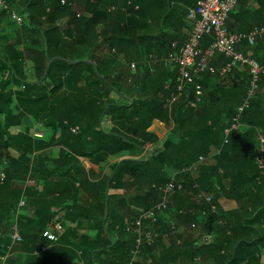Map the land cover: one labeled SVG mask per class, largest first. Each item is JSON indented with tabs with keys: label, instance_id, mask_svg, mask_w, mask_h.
Listing matches in <instances>:
<instances>
[{
	"label": "trees",
	"instance_id": "trees-1",
	"mask_svg": "<svg viewBox=\"0 0 264 264\" xmlns=\"http://www.w3.org/2000/svg\"><path fill=\"white\" fill-rule=\"evenodd\" d=\"M7 1L13 11L26 18L22 35L27 33V42L6 36L8 44L0 50V166L4 175L0 174V232L4 226L8 228L0 237V257L8 256L6 264H129L138 236L128 229L162 200L161 188L174 175L183 188L169 195L167 212H174L177 221L162 224L161 215L157 224L145 223L149 230L142 236L135 264H176L179 257L183 264H204L208 254L223 251L226 264H261L264 223L258 229L256 221L243 224V238L233 246L237 241L232 242L229 234H236V228L229 222L221 224L223 217L213 212L212 206L217 209V204L211 188L230 177L234 190L239 182L249 185L248 195L264 189V172L256 161L261 135L264 137V75L257 95L239 118V127L232 129L248 93V68L225 77L205 74L193 79L170 108L164 104L178 94L177 68L164 79L155 71L131 79L132 64L142 62L135 59L142 57L141 46L133 43L141 19L147 17L146 8L168 5L167 0H66L64 5L61 0H27L20 9L17 0ZM198 1L189 4L185 0L187 12ZM0 13L12 20L9 12ZM14 23L12 20L8 25ZM212 41L206 36L203 47ZM26 54L34 58L36 83L22 72ZM220 58L221 63L227 61ZM257 61L264 66V60ZM150 89L154 95L144 96ZM14 103L17 114L11 109ZM25 117L41 122L52 133L60 130L62 138L69 134L66 143L72 153L94 159L91 162L100 173L101 163L109 156L120 158L110 175L94 180L91 173L87 178L86 190L92 195L89 206L77 204L73 197L52 199L38 208L33 219L20 216L13 222L23 198L16 184L25 182L33 170L31 138L23 135L29 141H25V154L14 157L10 152L13 135ZM106 117L114 124L111 129L104 126ZM156 118L171 125L168 137L162 148L139 157L145 146L156 140L147 131ZM226 130H230L229 135ZM193 164L194 170H185ZM70 187L75 194L80 190ZM207 196L211 203L205 200ZM59 209L65 212L63 221L85 218L86 228L96 231L95 236L79 235L82 223L78 222L56 242L44 237L46 230L61 221L57 220ZM255 217H264V208H259ZM15 223L22 237L17 243L12 240ZM219 223L222 227L214 228ZM177 231L181 233L175 235ZM189 232L214 233L215 238L207 243L200 237L193 246L183 243L185 252H178L177 241ZM156 248H161L158 258L153 253ZM17 251L20 258L12 260Z\"/></svg>",
	"mask_w": 264,
	"mask_h": 264
},
{
	"label": "crops",
	"instance_id": "crops-1",
	"mask_svg": "<svg viewBox=\"0 0 264 264\" xmlns=\"http://www.w3.org/2000/svg\"><path fill=\"white\" fill-rule=\"evenodd\" d=\"M167 1L168 5H163L162 3L157 6L158 4H153L146 8L144 14L147 17L141 19V24L137 29L133 43V45L139 44L141 46L140 54L142 57H135V59L142 60V62L132 64L131 79L136 76L141 79L151 71H155L156 74L164 79L176 69V66L168 60L170 44L176 42L181 47L185 44L191 31V24L186 16L189 7L188 4L186 5L185 0ZM186 1H188L189 4L194 3V0ZM16 3L19 5L20 9L26 6L27 0H17ZM16 5L15 8L17 10ZM171 10L173 11L171 16L167 15ZM232 12L234 15H231L228 22L229 31L243 32L245 29L244 32H246V29L252 30L256 27L264 26V0H241ZM11 21L12 20L7 14L0 13V50H3L5 45L8 44L9 40H7L6 36L13 41L22 39L23 42H27V33L22 35L23 24L18 25L14 23L8 25ZM25 22L26 18H24V24ZM238 49L257 60H264V41L255 44L245 43L240 45ZM120 56L121 59H123V53H121ZM33 59L31 54H26L25 67L22 72L27 77L28 81L36 83L37 74ZM154 65H156V68L153 67ZM238 72H242V69H239ZM120 87L122 86L120 85ZM262 91L264 92V86ZM153 92L154 89H150L144 93V96L151 97L154 95ZM128 98L130 97L128 96ZM161 99L163 101L165 100L162 97ZM11 109L14 114H17L19 111L16 103L11 106ZM113 125L110 118L106 117L104 119V126L106 128L111 129ZM170 130L171 125L167 122L157 118L153 119L147 131L152 132L156 140L153 143H148L139 157L144 158V155L149 153L150 150L162 148ZM23 135L32 139L30 146L34 150L31 155L33 170L25 182L16 184L17 188L23 191V198H21L17 211L14 213L13 222H16L17 218L20 216L33 219L38 208L44 206L47 202L49 203L52 199L56 200L62 198L68 200L73 197L77 204L89 206L92 203V195L86 190L87 186L85 182L87 178H90L91 173H93L94 180L100 179L103 175H110L112 173V167L120 159L119 157L109 156L101 163L100 170H102L103 173H100L99 170L95 169L97 166L91 162V160L94 161V159L91 157L85 158L72 153L66 143L67 140H69L67 138L69 134L66 133L65 138H62L63 136H60V130L52 133L41 122H35L30 117H25L23 119L17 135H13L15 137V143L10 152L14 157L25 154L24 149L27 145L25 141L27 140ZM261 137H263V135H261ZM0 174H3V167L1 166ZM239 183L240 186H237L236 190H234L231 188L230 177H228V179L221 181V185L211 188V195L217 204L216 212L219 216L223 217L220 223L224 224L225 222H229L232 228H236L234 231L236 234H229L233 237L232 242L237 241L232 243L233 246L239 242L238 240L243 238L242 234L245 232L244 229L246 225H250V223L256 221V223L258 222V229V225L261 222L264 223V217L259 218V220H257L258 217H255L259 208H264V189H262L260 193L256 192L248 195L247 192H250L249 185L243 184L242 182ZM68 184L80 190L75 194L74 192H76V190L74 189L73 191L72 187H70L71 185L67 186ZM111 193L123 194L124 190H111ZM22 201L25 202L24 206L21 205ZM177 204L181 205V203ZM56 212L57 220L60 218L62 222L57 221L54 229H49L53 233L61 236L66 229L70 227L75 228L78 222H81L82 226L78 234L95 236L96 231H89L86 228V226H88V221L85 218L80 219L81 221L76 220L67 222L66 220H62L65 212L61 211V209ZM176 221L177 219L175 218L174 212L171 213L169 211L161 216L162 224H167L168 222L169 224H175ZM220 223L215 225L214 228L222 227ZM243 224H245V226ZM262 226L264 227V224H262L261 227ZM15 229L17 231L16 223L13 226L14 233ZM7 231L8 228L4 226L0 232V237L6 235ZM180 233L181 231H177L175 235H179ZM186 235L187 236L182 240L179 239L175 245L178 252H185V249L182 248L183 243H185V245L188 244V246H193L197 239L199 241L200 237L207 243H211L215 238L214 233L202 235L200 232L195 234L189 232L186 233ZM224 237L223 235V238ZM251 237H254V235ZM153 253L155 257H160L161 248H156ZM224 253L225 251H223L222 254L218 252L213 255L208 254L204 261L202 258H200V260H202L204 264H226V261H223L224 258H222ZM20 256V252L17 251L12 254L11 258L12 260H18ZM181 258L182 257H179L176 264L185 263ZM260 263L264 264V247L261 248Z\"/></svg>",
	"mask_w": 264,
	"mask_h": 264
},
{
	"label": "built area",
	"instance_id": "built-area-1",
	"mask_svg": "<svg viewBox=\"0 0 264 264\" xmlns=\"http://www.w3.org/2000/svg\"><path fill=\"white\" fill-rule=\"evenodd\" d=\"M240 0H199L196 7L191 8L187 12V20L191 24V31L185 44L179 49L178 44H172V50L169 53L168 60L174 64L178 69V94L167 99L164 108H170L179 96L186 90L187 84L193 79L203 77L205 74L219 75L225 77L228 74L238 69L248 68L251 76L249 89L242 106L239 108L232 129L239 127V118L245 108L250 104V100L257 95L259 90V81L264 75V66L261 65L254 57L247 55L240 51L238 47L245 43L255 44L264 39V26L256 27L247 32H231L227 24L232 11L237 7ZM64 5L66 0H61ZM0 11H7L10 13L12 20L22 25L24 18L20 14L13 11L7 0H0ZM210 35L213 38L212 43L203 47V40ZM220 57L227 59L224 63L220 61ZM199 100V99H198ZM75 132V130H74ZM230 130H226L229 135ZM261 145L258 151L256 161L259 167L264 172V138L261 137ZM203 160V157L200 158ZM195 164L185 170H194ZM4 177L3 174H1ZM183 184L175 179V175L171 181L161 188L163 193L162 200L148 211L141 214L133 228L137 234L135 248L131 251L132 259L129 264H135L137 257L141 253L142 236L149 227H145V223L157 224L160 216L166 213L169 209V195L176 190H181ZM205 200L208 203L212 202V198L207 196ZM24 206L25 202L22 201ZM213 212L216 207L212 206ZM152 233V231H151ZM43 236L49 240L56 242L59 235L50 230H46ZM13 243L22 241L19 232L16 231L12 236ZM11 249V247H10ZM8 256H1V264H6Z\"/></svg>",
	"mask_w": 264,
	"mask_h": 264
},
{
	"label": "water",
	"instance_id": "water-1",
	"mask_svg": "<svg viewBox=\"0 0 264 264\" xmlns=\"http://www.w3.org/2000/svg\"><path fill=\"white\" fill-rule=\"evenodd\" d=\"M72 63H75L74 61H72Z\"/></svg>",
	"mask_w": 264,
	"mask_h": 264
}]
</instances>
